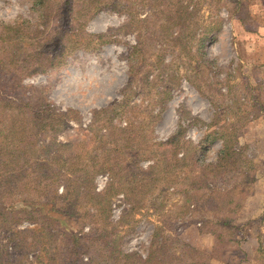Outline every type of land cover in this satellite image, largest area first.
Returning a JSON list of instances; mask_svg holds the SVG:
<instances>
[{"label":"rangeland","instance_id":"rangeland-1","mask_svg":"<svg viewBox=\"0 0 264 264\" xmlns=\"http://www.w3.org/2000/svg\"><path fill=\"white\" fill-rule=\"evenodd\" d=\"M134 1L132 18L94 0H52L47 10L35 0H0L2 49L24 47L33 53L41 48L39 42L46 43L60 31L69 35L78 30L74 32L91 38L92 50L74 51L61 70L24 80L28 89L44 88V97L55 111L66 114L60 118L59 132L38 142V153L42 158L50 153L69 155L70 150H60L57 143L82 142L88 157L97 155L99 166L111 167L96 177L94 186L103 193L112 183L118 184L112 221L119 229L122 251L138 252L144 258L156 250L183 255L188 245L209 255L215 239L203 230L204 213L194 208L193 199L185 201L187 194L197 193L187 191L191 186L184 180L191 167L173 168L168 155L173 146L158 145L179 133L181 153V142L187 140L202 146L201 159L213 161L221 140L199 142L225 126L228 135L238 136L239 144L232 151L239 149L236 158L246 173H227L206 186L220 189L242 183L244 193L233 198L243 207L232 219L244 235L239 249L223 250L217 264H264V0H240L242 21L232 16L234 0H186L198 10L189 29L176 27L162 38L156 26L161 28L166 20L156 18L159 9L148 0ZM65 17L73 28L61 24ZM7 26L19 27L23 34L12 40L13 32L5 36ZM150 30H154L151 36ZM205 31H210V38L202 45ZM147 58L156 64L151 66ZM131 125L140 127L141 139L127 142L120 134ZM172 169L175 181L168 183ZM218 189L211 195L218 196ZM20 192L1 193L0 207L19 199L24 193ZM126 195L133 199L128 201ZM96 202L87 197L81 211L92 212ZM23 217L20 214L18 222L0 217V264H91L102 254L97 242H76V236L97 227L90 222L70 218L63 219L65 225H45L46 232L54 234L46 254L33 231L40 225Z\"/></svg>","mask_w":264,"mask_h":264},{"label":"trees","instance_id":"trees-1","mask_svg":"<svg viewBox=\"0 0 264 264\" xmlns=\"http://www.w3.org/2000/svg\"><path fill=\"white\" fill-rule=\"evenodd\" d=\"M184 1L186 0H148L152 8L159 9L155 12V15H158L156 18L165 17L166 20L161 28L156 26L159 37L170 35L176 27L180 30L189 29L188 24L197 16L198 10L190 3L185 4ZM51 2L52 0H35L40 7L45 6L46 10ZM94 2L108 4L109 9L126 12L132 18L133 10L137 7L134 0H126L125 3L120 0L110 1L112 3L107 0H94ZM234 2L235 9L232 16H237L242 21L243 4L240 0H234ZM163 4L164 9L161 8ZM63 22L73 28L71 21L67 22V17L62 18V25H64ZM80 26L83 27L84 24ZM4 30L7 31L5 36H8L10 32L14 33L11 36L12 40L23 34L16 26H7ZM74 31L78 30H72L69 35L65 31L54 33L46 43L39 42L37 47L41 48L33 53L34 50H25L24 47H17L16 50L14 47L11 49L0 47V194L8 193L14 196L22 190L25 193L19 195V199H11L8 204L2 203L0 217L18 222V216L23 214V221L40 225L39 230L33 231L37 233L40 239L39 244L46 254L50 253L51 240L54 237V234L46 232L47 224L57 222L59 225H65L64 220L70 218L92 223L97 227L89 234L83 237L75 235L76 242L81 243L82 240L88 239L91 244L99 243L98 249L102 251V254L92 258L91 264L219 263L222 251L231 248L230 246H236L234 249H239L242 241L240 236L244 235V232H239L241 230L233 224L232 219L243 207L242 203L233 198L238 192L241 195L244 193L241 191L242 183L231 188H216L218 196L211 195L216 189L206 186L210 179L225 178L227 173L235 172L238 176L246 173L244 164L239 165V160L236 158L239 149L232 151V147L239 144L238 136L236 133L228 135L224 130L225 126L211 129L212 132L199 142V144H207L217 139L221 140L220 148L216 152L217 156L213 161L201 159L202 146L197 147L191 141L181 142L184 150L181 153V145L180 148L177 146L180 143L179 133L169 138L167 143L158 145L173 146L170 154L167 152L169 160L172 161L169 163L173 168L191 167L186 171L184 180L191 186L187 191H197V193L196 196H194L195 193L187 194L185 201L188 203L193 199L194 208H200V211L204 213L201 218L204 224L203 230L206 229L205 233L211 234L215 239V246L209 255L188 245H184L187 252L183 255L172 253L170 250L161 252L156 250L144 258L138 252L122 251L121 239L118 237L119 229L112 221V202L119 195V189L115 188L118 184L112 183L103 193L97 192L94 186L96 177L111 167L107 164L99 166L97 160L101 157L97 155L88 157L82 150L84 148L82 142L57 143L60 150H70L69 155L50 153L48 157L42 158L38 153V142L47 138L50 133L57 134L61 129L60 118L66 117V114L55 111L48 98L44 97V88L30 86L28 89L24 80L34 74H45L54 69L61 70L68 64V57L78 49L92 50L91 38L79 34L80 31ZM148 33L151 36L154 30ZM208 38H210V31H205L202 33L200 44L203 45ZM21 39H17V42ZM140 45H144L143 42H140ZM49 47L51 49H48ZM33 59L36 64L32 62ZM7 60H11L9 64H5ZM147 62L150 64V59L147 58ZM155 64L152 61L150 65ZM262 104L264 105L263 102ZM209 126L213 124L210 123ZM139 128V126L131 125L128 129L121 130L120 135L127 142L133 138L141 139ZM128 135L133 136L128 137ZM132 152L133 155L136 154ZM155 152L158 151L155 150ZM151 155L155 156V153L152 152ZM135 156L139 157L140 153ZM174 174L172 169L166 178L168 183L175 181ZM61 187L63 191L60 193ZM126 196L128 201L133 199L130 195ZM87 197L97 202L92 205V212L83 213L81 207H85ZM78 253L75 254L78 255Z\"/></svg>","mask_w":264,"mask_h":264},{"label":"built area","instance_id":"built-area-1","mask_svg":"<svg viewBox=\"0 0 264 264\" xmlns=\"http://www.w3.org/2000/svg\"><path fill=\"white\" fill-rule=\"evenodd\" d=\"M98 190H101V189H98Z\"/></svg>","mask_w":264,"mask_h":264}]
</instances>
